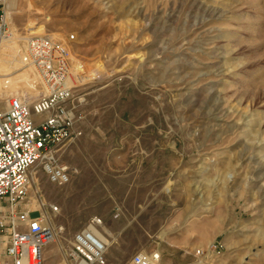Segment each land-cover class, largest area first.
I'll list each match as a JSON object with an SVG mask.
<instances>
[{"label":"rangeland","instance_id":"obj_1","mask_svg":"<svg viewBox=\"0 0 264 264\" xmlns=\"http://www.w3.org/2000/svg\"><path fill=\"white\" fill-rule=\"evenodd\" d=\"M18 4L8 20L22 40L68 42L81 100L79 135L60 149L71 181L52 183L41 165L30 178L25 205L64 228L45 264H62L94 216L105 264L140 252H158L153 264H264V0ZM24 72H0L12 77L2 98L43 91L33 69L22 88ZM214 241L220 251L196 255Z\"/></svg>","mask_w":264,"mask_h":264},{"label":"built area","instance_id":"obj_2","mask_svg":"<svg viewBox=\"0 0 264 264\" xmlns=\"http://www.w3.org/2000/svg\"><path fill=\"white\" fill-rule=\"evenodd\" d=\"M8 1L0 0V61L3 44L13 33ZM23 42L24 65L35 69L43 91L33 97L11 93L2 99L0 94V242L6 243L0 264H45L46 246L59 239L63 226H56L39 208V214L33 216L25 204L32 170L37 165L58 186L71 181L72 168L61 160L60 149L79 135L76 124L82 117L78 112L81 100L76 101L75 95L77 72L68 42L51 33L37 34ZM78 68L83 71L82 65ZM51 208L59 210L54 204ZM102 225V219L94 216L77 230L63 250L62 264H105L107 243L98 229ZM222 247L214 241L207 248L197 249L196 255L205 257ZM158 258V252H140L133 256L132 263L153 264Z\"/></svg>","mask_w":264,"mask_h":264},{"label":"bare ground","instance_id":"obj_3","mask_svg":"<svg viewBox=\"0 0 264 264\" xmlns=\"http://www.w3.org/2000/svg\"><path fill=\"white\" fill-rule=\"evenodd\" d=\"M18 5H19L18 4V0H9L8 1L7 6H8V17L9 18H10V12H11L10 10L12 9V7L17 8ZM12 31H13V33L10 36V38H8V40L6 42H4V44H3L1 61H0L1 62L0 63V69H1L0 71H3V73L6 74L9 70H11L12 66L14 68H20V69L25 68V72H27V74L24 72L22 74L23 79L21 80L22 88H24L28 84L27 83L28 82V77H27L28 76V69H31V70L32 69L35 70V69L33 67H27L26 68V66L24 65V62H23L24 60H23V57H22L24 52H23V50H22V48L20 47V44H19V41L22 40L23 37H21L14 30H12ZM23 41H25V40H23ZM76 77H78V76H76ZM11 79H12V77L11 78H3V79L0 78V88L3 87V82H8ZM38 80H39V77L37 76V79L33 81L32 85L33 86H37L40 83ZM37 90H35V92ZM104 240L106 241V243H108L106 238H104Z\"/></svg>","mask_w":264,"mask_h":264},{"label":"crops","instance_id":"obj_4","mask_svg":"<svg viewBox=\"0 0 264 264\" xmlns=\"http://www.w3.org/2000/svg\"><path fill=\"white\" fill-rule=\"evenodd\" d=\"M30 209L32 210V214H33V212H37V211H36L37 208H30ZM108 231H109V230H108ZM0 239H1V237H0ZM0 241H1V240H0ZM5 245H6L5 242H0V259L4 256ZM45 249L49 250V252L54 251V248H53V247L49 248V244L46 246Z\"/></svg>","mask_w":264,"mask_h":264}]
</instances>
